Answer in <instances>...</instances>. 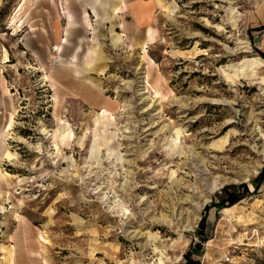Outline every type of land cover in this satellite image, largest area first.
<instances>
[{"label": "rangeland", "instance_id": "1", "mask_svg": "<svg viewBox=\"0 0 264 264\" xmlns=\"http://www.w3.org/2000/svg\"><path fill=\"white\" fill-rule=\"evenodd\" d=\"M262 170L264 0H0V264H264Z\"/></svg>", "mask_w": 264, "mask_h": 264}, {"label": "bare ground", "instance_id": "2", "mask_svg": "<svg viewBox=\"0 0 264 264\" xmlns=\"http://www.w3.org/2000/svg\"><path fill=\"white\" fill-rule=\"evenodd\" d=\"M112 14H113V16L114 15H116L118 12H119V5H117V4H114L113 6H112ZM69 16H70V21L72 22L74 19H73V15L71 14V13H69ZM86 16V15H85ZM86 20H87V22L90 24L91 22L89 21V19H88V17L86 16ZM124 33H120V34H117L116 36H115V39H117V40H119V39H121V37H122V35H123ZM153 42V36H150L149 38H147V40H145L144 41V44H143V51H144V53H147V50H148V46H149V44L150 43H152ZM63 48H64V46L63 45H57V49H60V51H62L63 50ZM79 51V50H78ZM97 52H99V50H98V48H97V46L96 47H94L93 49H90L89 50V52L88 53H86V56H91V54H93V53H97ZM78 55V52H76L75 54H73V56H77ZM89 62V61H88ZM213 101H215V102H219L218 100H213ZM105 110L103 111V113H102V115L101 116H105ZM235 120V119H234ZM233 119H229V120H227V123H225V124H229V123H231V122H233L234 121ZM236 121V120H235ZM224 124V125H225ZM226 126V125H225ZM208 131H209V128H205V129H203V131H202V136L203 137H205L207 134H208ZM181 132H182V130L180 129V128H177L176 129V136H174V137H172L171 138V142L172 143H170V149L172 150V153H174V152H179V153H181L182 151V149H181V143H180V137H181ZM68 134H72V131L71 130H69L68 131ZM241 136V134L239 133V134H236V136ZM228 139V137H225V141ZM103 141L104 142H107V141H109V139L107 138V137H103ZM100 142H97L96 143V146H94V148H95V150H99L100 149ZM224 147V145H221V148H223ZM221 148H219V149H217V150H223V149H221ZM9 156L10 155H12L11 153H9L8 154ZM217 182H218V180H215L214 181V183L215 184H217ZM138 188H143L142 186H138ZM122 207H124L125 209H126V206L125 205H123L122 204ZM259 241H262V244H264V237H259ZM158 264H165V262H164V260L160 257V260H159V262H158Z\"/></svg>", "mask_w": 264, "mask_h": 264}, {"label": "trees", "instance_id": "3", "mask_svg": "<svg viewBox=\"0 0 264 264\" xmlns=\"http://www.w3.org/2000/svg\"><path fill=\"white\" fill-rule=\"evenodd\" d=\"M258 180L261 182V181H264V170H262L261 172H260V174L258 175ZM244 186H245V184H244ZM229 188V186H227L226 187V189H228ZM231 196H234V198H233V202L234 201H237L238 199H239V194H237V192L236 191H231L229 194H228V197H227V199H229V197H231ZM244 196V195H243ZM221 201H223V202H225V201H227L226 199H222ZM219 202V203H223V202ZM204 237V236H203Z\"/></svg>", "mask_w": 264, "mask_h": 264}]
</instances>
